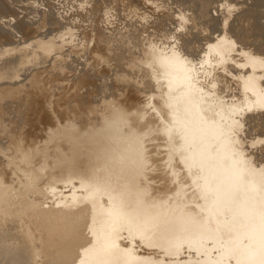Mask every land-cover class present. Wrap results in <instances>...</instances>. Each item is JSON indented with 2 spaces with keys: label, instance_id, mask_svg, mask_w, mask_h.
<instances>
[{
  "label": "rangeland",
  "instance_id": "1",
  "mask_svg": "<svg viewBox=\"0 0 264 264\" xmlns=\"http://www.w3.org/2000/svg\"><path fill=\"white\" fill-rule=\"evenodd\" d=\"M1 1H0V19H2V21L1 20L0 21L2 23L1 22L0 23L2 26L0 25L1 26L0 29L2 30H0L1 31L0 39L2 38V40H0V46L1 45L6 46L8 44L6 47L9 46L11 49L15 48L16 50L18 48V51L20 54L18 58L20 59L22 58L20 57L21 56L20 52H23L22 50H24V53L25 52L27 53L26 55L22 53L23 58L27 56L29 53L30 54L32 53V55L36 54L35 56L38 58L40 62L36 61L37 58L35 56L34 57L36 59L35 58L33 59L32 58L33 56L30 58L29 55H28L29 58L28 57L24 58L23 61H25L26 59V62H28L29 60H31L30 62H32L33 60L35 61L31 64L25 62V64H30L33 66L29 68L30 70L26 69V71L37 70V72L36 71L35 72L39 74L40 72H44L42 70H45L47 68L46 70L49 69L47 73L45 71V73H41L39 75L41 77L43 76L44 78L43 77L42 78L46 81H48L47 79L49 76L51 80L49 78L50 81H48L47 83L43 82L44 80L42 78H41L42 80L39 79L40 76L37 75L36 78L38 79H35V80L36 82L38 81V85H35L37 83H35L33 80L35 84L33 82L32 84L35 86L31 85V87H29V89L32 88V90H29L31 94L29 93L27 88H26L27 91L24 90L26 94L29 93L28 94L29 98L27 97V95L26 96L23 95L25 94L23 91H22L23 94L21 92V97L23 95L22 99L25 97V99L28 98L29 100V102H27L28 101L27 99L26 100L23 99L25 100L28 108L23 104L22 101L20 100L18 101L16 99L8 101L7 105L6 106L4 105L5 106L4 109L6 111H5L4 117L1 118L2 120H0V124L1 123L7 124L11 117H13V123L11 124L12 126L8 124L7 127H5L6 129L0 133V144L2 145L1 147L8 148L10 145L11 146L14 145L13 147H15V144H16L15 142H17L18 140L20 141V143H18L19 145L18 144L16 145V147L18 146L17 147L18 149L12 148L11 146L9 147L13 149L16 154H14V151H12L13 152L12 154L11 150L10 151L8 150L4 153L7 156H4L3 154L4 151L2 150H5V149H0V163L5 164L6 171L7 173L10 174V177H11V178L8 177L9 180L3 181L1 183L2 186H0L1 187L0 194L1 196L4 195V197L2 196L4 199L1 197L3 199L2 201H5L6 200L5 197L6 198L8 197V200H6L7 204H5V202L0 203L2 204V206H0V220H1L0 222L3 223V224L0 223V236H1L0 248L4 247L5 243L7 245L12 243L11 245H9L10 247L8 246L9 248H7V245H6L5 246L6 248L4 247L5 250L4 248L0 249L2 251V252L0 251V264H49V263L51 264L53 260H55L53 261V264L55 262L59 264L60 258L62 259V264H64L65 261H66V264L69 261H70L69 262L70 264H74L76 258H77L76 259L77 261L75 264L77 263L83 264L85 257H86L85 260L90 259L89 261H94L93 259L97 257L95 260L97 262V260L100 259L99 253L100 255H102L100 251L101 246L103 247L101 248V250L103 249L102 250L103 252L104 248L107 247L104 245L110 244V243L105 244L106 242L104 241H103V244H101V242H98L97 245L100 244L101 246L99 245L100 248L98 246L95 248L96 246L95 243L97 241H100L101 239L100 235L101 234L103 235V232L101 231L103 228L102 229L100 228L99 230V228L97 229V226L96 228L93 226V229L89 228V235L88 233H84L85 230H87V228H84V225L85 227H87L86 224L84 225L80 224L81 229L79 227L78 230H75V228L74 229L72 228L73 227V225L71 224L72 221L70 222L69 220L68 222L66 218L65 219L67 220V222L66 220L59 219L60 217L63 218L62 216H65V213L61 215L59 214V212L61 211L54 210L53 208L55 206L56 207L58 206V208H62L65 201L71 202L72 199L73 200L76 199V201L80 200V198L86 199V200L95 199L94 197L95 188H93L94 186L93 187L89 186L91 181H90V178H88L87 176H84L85 174H87L86 172H88V174L91 173V175H93L99 170H103V174L106 176L107 174L115 173L119 169L121 164L126 165L130 163V160H131L130 153L118 155V159L115 157L111 160L112 162L110 164L104 165L99 159H95L92 163L86 162V160L88 159L87 157L90 154L87 153L88 151L86 152L84 151V153L88 154V156H86V154L84 153H83L84 155L83 154L82 155L86 157L87 159H85L84 157L83 159H81L82 158L81 157L80 158L81 160H78L73 164V167H72L73 170L68 174L69 176L64 178L63 180H60L58 177V173L60 172L61 174L62 171H58L59 167H53V168H57L58 170L56 169L55 170L58 172H56L53 168H51L52 158H49L47 154H48V151L52 153V150H55L57 145H59L57 147V149L60 147L58 149L60 150V152L58 151L59 157L56 156V159L61 157L63 158V160L64 159L67 161L70 160L69 152L67 153V155L65 154L67 152L66 150H70V147H67L68 145L66 146V144L63 143V141L68 138V135L66 134V132L70 131L71 129L66 128L63 132H61L59 136L54 137V138H48L46 140V138L48 137L47 135L50 133L51 128H54L56 126L59 127V125H62L64 123V119L57 116L59 111L56 109H59V108L55 107L54 105V106H51L50 111L48 112L49 113L48 115H51V116L52 114L54 115V118H52L54 119V122H52L53 120L49 122L51 125V126L49 125V127L51 128H49L48 130L42 129L41 123L43 121V118L41 120V116L45 112V109H47L46 107H48L49 104L51 105L53 101H55V104H59L58 105L59 107L62 105L65 112L69 113L70 110L66 108L68 107L69 104H71L72 108L75 109L74 112L73 110L71 111V113L72 112L74 113L73 117H75V119L72 117L71 118L73 119L74 124H76L77 127H79V128L76 127L78 130L77 132L78 136L83 135L85 133V130H87V128L89 127L91 128V130L99 131L101 128L102 122L105 118L109 119L110 115L113 114L115 111H120V112L121 110L124 111L122 113L126 116L127 120L125 123L121 122L122 126L120 127L118 131V135L129 134V133H132L133 135L128 140L123 141L120 144L121 145L120 148L125 149L132 145V150L133 149L136 150L137 148L141 149V152H142L141 155L144 159V162L141 164V168L145 170L146 174L148 173L145 181L149 179L150 181L154 182V185L156 183L155 185L156 188L160 186V183L158 182L159 179L161 181V179L163 178L164 179L169 178V176L172 175L173 172L176 170L175 174L177 176L175 175V177H177L178 179V177L182 176V180L184 182L182 184H186L183 186L184 187L183 191L186 192V193L184 192V194L188 195L189 193L190 195L192 193L193 194L197 193L196 195L198 196L197 198L198 200L196 199L197 201L195 202L198 203V205H200L199 209H200V213L202 214L200 213L199 214L203 216L202 218L199 215L198 216L199 219L200 220L203 219L204 221L206 220V222L210 221V223H212V224L209 223L210 225H212L211 226L212 231L210 233L216 235V239L214 238V239L200 240V238L197 237L198 233L196 232V229L198 227H195V228L192 227L193 232H191V234L195 238L191 239L188 242H184L183 244L182 243L176 244V242H174L172 244L173 247L172 246L170 247L171 242H169L170 243L169 245L167 241L169 240L171 235H167V234L162 238L161 236H159L160 238L153 237L154 242L158 243V245L152 242L151 237L145 236V238L147 237V239L150 238L151 240L150 239L148 240H150L152 243L147 242L148 241L147 240L146 241L147 244H144L145 242H143V239L140 237L142 240L141 239L139 240L138 238L139 236L136 233H133L134 229L132 231V228L130 226H128L129 228L127 227L126 224H128V219H127L126 214L124 215V210H121L122 212L117 211L118 206H119L118 205L119 201L113 200L114 202L113 205L114 207H117V208L114 209V207L111 205V207H113L112 208L113 211H110L111 207L109 205L108 198L103 197L102 200L104 201L102 202L103 203L105 202L104 204L107 205V208L105 210L106 219H108L107 216H109V219H111L110 218L111 216L112 217L114 216L112 220L110 221V223L112 222L111 224L115 223V225H117V223L119 222L118 224L119 228H123V229H119L118 226H115V225L111 226V229L114 230V234H113L114 236L113 235L112 236L118 237L117 234H119V238L121 237L120 238L121 246L119 245L120 243H118L119 240L117 242L115 241L116 242L115 246L116 244L117 246L119 245L118 246V249H119V247H124L123 243L125 242L124 243L125 247L121 249L122 250L126 249L127 252L129 250H132V251L134 250L133 251L134 253L132 251H129L130 254L129 252L127 254L125 250L122 251L121 249H119L121 250L122 253L125 251L127 256L124 254L125 252L123 253V255H120L122 253L118 249L114 250V244H113L114 241H113L111 243L113 245L112 253H110L111 249H109L110 247L112 248L110 244L108 245L110 247L108 249L106 248L107 250L110 251L109 252L106 250L108 252V253L106 252L108 254V255L106 254L107 258L104 255L105 254L104 253L105 251H104L103 252L104 258L101 256V259H102V260L100 259L101 261H106L111 256H112L111 258H113L112 260H115L114 257L118 258V255L120 256V259L122 258L121 256H126L125 259H128L129 258L128 255H130L133 260L134 259L137 260L136 258L138 257L139 258L138 260L140 261V259L142 258L141 259L142 261L139 262L141 264H145V263L152 264L156 260L157 262L155 264H160V263L161 264H173V263L174 264H187L188 262H191V263L193 262L192 264H202V263L203 264H216V262H218L219 259H221V255L223 254V252L224 251L226 252L228 249L229 251L228 255L227 257L224 258L227 264H249L248 259L250 257H251L250 258L251 261L253 260L260 261L261 259L262 264H264V242H263L264 241V145H263V142H264V139H263L264 138V80H263L264 79V53H263L264 52V0H182V1L181 0H167V1L166 0H141V1L140 0H127L128 3L126 2V0L125 1L123 0V2H120L121 5L119 4V1L116 0L117 5L116 4L115 5L117 7L119 6L117 10L120 12L122 11L121 13L117 12L116 6L114 5L115 1L113 2V0H111V2L110 0L109 1L108 0L106 1L86 0L87 5H84L86 4L84 0H71V1L70 0H61V1L60 0H57V1H54V0L44 1L43 0V2L41 0H35V1L34 0H27V1L26 0H22V1L20 0H1ZM168 1H170L171 3ZM53 2L58 5L54 4ZM71 2L72 3L74 2V3L72 4ZM102 3L104 4L107 3V5L109 3L110 5H108V8H107L106 4H105L106 7L104 6V4L101 6L99 5ZM144 4H146L147 6H145ZM22 5H24V7ZM29 5L31 6L30 9L32 8V6H34L37 12L33 10L34 8L31 9L33 13L30 9L28 10ZM177 5L180 10L176 7ZM179 5L180 6L183 5V7H179ZM81 7H85L84 9L86 10L84 11V9ZM87 7L90 9L88 10ZM130 8H133L131 9L132 12H130L131 11ZM135 8L138 9L139 11L135 10ZM11 9H13L14 11L17 10V12L20 14L21 17L17 15L18 13L16 11L15 13L17 14L12 12L13 10ZM27 10L29 12L26 13ZM102 10L104 12H101ZM110 10L113 11V13H111ZM23 11L26 14V16L23 15L24 14L22 13ZM79 11L81 14L79 13ZM107 11L109 14H107ZM11 12L14 13L15 15L12 14ZM60 12L63 14H61ZM64 12L66 13V15H64ZM83 12L84 13L86 12V13L84 14ZM93 12L94 14L92 15ZM187 12L189 13L188 15H187ZM74 13L75 14L77 13L76 15L78 17ZM104 13L105 15H103ZM114 13L116 14L114 15ZM127 13L128 15L127 17H125ZM89 14L91 15L89 16ZM109 15L110 16L112 15V16L110 17ZM92 16H94L95 18ZM13 17L14 19H12ZM112 17L114 18L112 19ZM137 17H138V20L141 18L140 19L141 22L137 20ZM7 18H9L8 19L9 22ZM20 18L22 19L19 20ZM121 18H125V19H121ZM146 18L148 19V21ZM85 19H88V20H85ZM107 19L110 21H108ZM69 20L71 22L73 21L72 24ZM74 20L76 21L74 22ZM105 20L107 21L106 24L104 22ZM5 21H7L8 23ZM29 21H30V24H29ZM112 21L114 23L115 22L117 23L113 24ZM120 21L122 23L124 22V24H122ZM125 21L127 22V24L129 23L131 26L129 24L128 26ZM10 22H12V24L14 23V25L9 26L11 25L9 24ZM138 22H140V25ZM85 23H87V25ZM110 23L112 24L110 25ZM84 24L85 26H83ZM132 24L135 26H133ZM5 25L7 26L4 27ZM16 25L17 27H15ZM116 25H120V26H116ZM122 25H126L128 27L123 26L124 29L122 30L121 28ZM136 25L137 27L139 25V27L137 28ZM142 25H145V26H142ZM132 26L135 27L136 29L135 28L133 29ZM140 26H142L143 28H141ZM106 27H108L109 29L106 30ZM114 27L117 29H115ZM6 28H7V31H5ZM8 28L10 30L11 29L13 30V28L14 29L17 28L18 30L17 29L16 30L18 32L15 30L14 31L15 33L13 32V35H12L11 34L12 32ZM139 31L141 34L139 33ZM114 32L115 34H113ZM2 33L3 35H1ZM31 33L33 34L31 35ZM4 34L5 36L7 35L6 36L7 38L4 36ZM14 35H16L17 37ZM8 37L10 38L8 39ZM45 37L48 38L47 39L48 41L44 39ZM5 38L6 40H10L11 42L8 41V43H5L6 41L4 40ZM32 39L33 40L36 39V40L32 41ZM45 41L47 42V44H45ZM127 41L129 42V44ZM9 42L12 45L9 44ZM41 42H43L45 46L51 43L52 44L49 45L48 47H45L43 46V43L41 44ZM35 43H36V47L38 46L37 49L39 48V50H41L42 48L44 49L46 48L45 50L47 51L49 50L48 53L50 52L49 53L50 56H48V58L46 57L45 59L43 56H46L48 54L47 51H44V49L43 51H39V50L37 51L35 47ZM15 44L18 45L17 48L15 47ZM11 46H14V47L12 48ZM6 47L4 50H6L7 52V50H10V49ZM49 47H52V49H50ZM73 48L77 50H74ZM16 50L13 52L14 56H18L17 55L18 53L15 55ZM94 50H95V53H94ZM34 52H37V53H34ZM39 52L40 53L42 52L43 54L45 52V54L42 55V53L40 54ZM165 52L167 53V55ZM53 54H55V56ZM39 55L40 57H38ZM168 55L169 56L173 55L171 56L173 58L169 57ZM96 56H97V59H95ZM91 57L94 58V62ZM157 57L160 58L161 60L163 59L162 63L160 59H157ZM167 57L169 59L171 58L170 59L171 62ZM18 58L17 60L19 62L17 61V63L20 65H22V63L24 64V62ZM166 58L168 59V61L166 62L167 64L165 63ZM250 58L253 60V61L250 60V62H253L252 63L253 65L257 63L256 65L258 67L256 65H255L256 67L252 65H251L252 67L250 66L251 64L249 62ZM154 59L157 61L160 60L159 61L161 63L160 65L162 66L164 64L163 65L164 68L163 67L161 68L168 70L167 71L168 73H170L171 68H172V71H171L172 74L170 73L169 74L170 76H167L168 75L167 73L165 77L166 79H164L163 76H165L164 72L166 70H162L160 68V71H158L159 65L157 66V64L154 63L155 61ZM254 61L255 62L257 61V62L255 63ZM34 63H36L37 65L36 64L34 65ZM38 63L40 65H38ZM61 63L64 64L63 67L60 66ZM118 64L120 65L123 64V65L119 66ZM165 64L166 65L169 64L168 66L169 68ZM170 64L172 67H170ZM150 66H153L154 68H152L151 70ZM46 74L48 75L47 77H46ZM53 76L56 78L58 77L59 80L58 79L55 80L56 78H52ZM169 77H172L171 78L172 80L169 79ZM256 78L258 80L254 82V84L256 83L254 88L252 87L253 88L252 90L246 89L245 87L246 84L250 83L252 80ZM167 79L169 80L167 82L169 83H171V81L173 82L171 83L172 85L170 84V88L168 87L169 86L168 83L165 81ZM39 80L40 82L42 81L43 83L42 86H44L45 84V88L41 87L42 83H40ZM19 81H22V80L21 79H16V81L15 79L1 80L0 88L3 89L2 85L5 86L8 83L10 86L11 85L15 86V84L17 86L21 84L22 87L24 88L25 86L23 85V83H20ZM53 81H55L56 84L53 83ZM77 81H82L81 85H80V82L77 83ZM89 82L90 84H88ZM103 82L104 84H102ZM2 83H4L5 85ZM111 83L114 86H112ZM50 84L52 85L54 84V85L52 86ZM89 85L91 86L89 87ZM102 85L104 86V88ZM48 86L49 88H47ZM36 87H39V89L37 88L38 89L37 90ZM65 87H68L67 91L64 90L66 89ZM116 87L117 88L119 87V89H117ZM121 87L123 89L125 87V89L122 90ZM129 87H130L129 89L130 91L131 89L132 90L135 89V90H133V92H130L129 90L128 92H125L127 91ZM160 87H165V89L162 88L165 91H162V89L161 90L158 89ZM166 87H168V89ZM46 88L50 90H46ZM86 88H89V89L87 90ZM43 90H44L43 95L49 96L50 99L53 97L52 102L48 104H42L41 101H39L40 99H38V97L39 95H41ZM85 90L88 91L89 93L88 92L86 93ZM33 91L35 92L39 91L41 93L40 94L37 93L38 94L37 95L34 92L38 96L36 98V96H34L35 94H32ZM49 91L52 92V94ZM97 92L100 95L99 94L96 95ZM134 92L138 93V94L136 93L137 97L138 96L140 97V98L138 97V100ZM131 93H134V94L131 95ZM49 94H51L52 97ZM80 94L82 95V101H80L81 98H79L81 97ZM30 95H32L33 97ZM43 95H41V97ZM87 95L89 96L87 97ZM115 95L118 98H116ZM120 96H122V98ZM125 96L126 98L131 97L128 102H127L128 98L126 99ZM119 97H120V100H119ZM164 97L166 100L163 99ZM30 98L31 99L33 98V99L31 100ZM83 98L84 99L87 98V101L84 100ZM114 98L116 99L113 100ZM97 99L99 100L97 101ZM122 99L124 100L122 101ZM131 100L133 102H131ZM135 100H137L136 103L137 102L139 103V101H142L140 102L141 104H139L141 108L140 107L135 108L138 103L136 105L133 104L132 106L129 105V104L135 103ZM90 101L91 103L89 104ZM119 101H121L122 103ZM124 101L128 104V106H130L129 107L130 109L128 111L130 113L126 112L128 110L127 108L128 106L127 104L125 105ZM31 102H34V103H32L31 105ZM80 102H82V104ZM38 103H39V106H38ZM110 103L111 104L113 103V104L111 105ZM33 104H35L36 107ZM109 105L111 108H114L115 110H111L110 108H107V106ZM124 106L127 108L126 111L123 110L125 109ZM131 108L134 110L137 109L136 113L133 110L132 111L134 113L131 112ZM51 110L54 113H52ZM38 113L41 115L39 116ZM77 113L78 115L76 116ZM55 118H56V121H55ZM76 118L78 121L76 120ZM19 125L21 127L23 125L21 130H20ZM38 127H41V128H38ZM30 131H32L33 134L30 133ZM252 131H254V133ZM26 132L31 135H34V137L26 134ZM106 136L103 135L99 141H101V143L104 144L105 146L113 147L117 141H112L113 139L109 138V136L108 137ZM24 137L25 139H27L28 137L32 138L33 139L32 141L36 144V146L40 145V143L43 144V142L45 143V141H47V147L49 149L42 146V148L44 147L45 151H47L45 152L44 149L43 150L41 149L40 147L41 145H40L39 147H40V151H42L41 153L39 152L38 150L39 147L37 146L38 147L37 152L39 153V155L36 152L35 153L36 155H34L31 159L32 161L31 160L24 161L22 160L23 157L19 158V156H21V153H22L20 144L22 143L24 144V142L22 141H27L25 139H22ZM7 141L8 143H6ZM101 143H98L95 147L96 148L99 147ZM19 147H20V150H19ZM86 148L92 150L89 147H86ZM77 149L84 150L85 148L80 147ZM50 152H49V155H50ZM62 152H64L66 156H64ZM60 153L63 156H61ZM14 155L15 157L17 156L16 160H15ZM11 157L13 158L12 160H10ZM23 161L25 162V164ZM32 163H34L35 165ZM88 166H89V171L86 169ZM43 167L46 169H43ZM62 167L60 169L64 170V168ZM38 168H40L39 172H38L39 170ZM29 170L31 172L32 171H36V172L35 174H33L34 172L31 173ZM178 172L180 175H178ZM54 173L57 175V178H58L56 180H60L58 181L59 183L54 179L56 178V176L53 178ZM158 174H159V177L157 176ZM34 175H37L36 177H38L39 175V177L33 178ZM50 175L51 177H49ZM152 175L155 180L152 178ZM51 178H53L57 182V184L54 180L52 181ZM5 183L7 184L10 183V184L6 185ZM6 187L7 189H5ZM6 194L7 196H5ZM20 196H23V197L20 198ZM14 197L18 198L19 203H17L18 201L17 199L15 200ZM96 197L99 198V196H96ZM1 198H0V201H1ZM32 201H34L35 203ZM43 210L44 211L46 210V211L43 212ZM21 211L22 213L19 214ZM95 212H97V209H93V206H92V213L94 214ZM112 212H114L115 214H113ZM16 215H20V217ZM114 218L115 220H113ZM203 220L201 221L204 222ZM6 221L9 222V224ZM63 221L65 222L64 226H63V223H64ZM60 222L61 223L63 222V223L61 224ZM120 222L121 223L126 222L125 229L128 228L127 231H124L125 230L124 226L120 227V225H122ZM32 223H34V225ZM66 223H70L71 225L70 224L69 225L71 229L74 231H72L70 227L67 230L68 227L66 226H68V224ZM110 223H108L107 225L108 226L111 225ZM25 224L26 226H23ZM58 224H61V225H58ZM107 225H105L106 229H109V232L111 233L108 234V236L106 237H109L113 233V230L111 231ZM57 229H60V231ZM96 229L98 230V233ZM115 229L116 230L118 229V230L116 231ZM28 230L33 233L32 234L30 232L31 234H29L28 236L29 238L26 235L29 233ZM62 230L65 232L67 231L66 233L68 235L64 233L66 237H68L67 239L70 238L69 236L73 237L75 236V234L81 231L80 233L77 234L78 236L83 235V233L85 234L84 236H86V234L87 236H89L88 238L84 236L83 238L80 237L81 242L83 240L86 242L87 241L86 239H90L91 237L92 239H94L95 243H93L92 241L90 242V240L92 239L87 241L88 244L87 243L84 244L85 242L83 241L82 244H84L83 246H85V252L86 250L88 252L87 254L83 255L85 252L83 251L84 252L83 253L82 250L81 251L79 250L80 246H81V249H84L82 244L80 245L81 242L80 241L77 242L78 245L74 243L75 245L72 246L73 242H70L72 241L71 240L72 237L68 241L67 239L63 240L62 238H64L65 236L62 235L63 234ZM93 230H94V238L92 237L93 235L91 234L93 233ZM120 230H122L123 232L121 231L120 233H118V231ZM129 230L130 232L132 231V233H129ZM190 231H192V229ZM9 232L11 233L13 232V240L11 238L12 237L11 235H10L11 239L8 237L10 234ZM47 232L49 233V237L51 240L50 244L56 243L57 241L59 242V245L61 246V249H59V251L57 250L59 252V255L60 256L61 254L64 255L66 251H67V254L65 255L69 254L68 257L64 256L65 260L62 258L63 256L57 258L58 253H56L57 251L53 250L55 249L53 248V246L55 247V245H57L58 243L50 245L53 249L47 246L48 241L50 242V240L48 239L49 237L47 238L45 235V233ZM59 232L62 234H58ZM72 232L73 234L75 232L77 233L72 235ZM124 233H125V236L126 235L128 236L129 234L131 236H134V238L129 236L130 238L134 239V243H133V239H131L132 241H129L130 238H127V237L126 239L128 241L124 240L125 239ZM55 234L57 237L55 236ZM120 234L124 236L123 239H122V235ZM134 234L138 237H135ZM252 234L257 236L255 238L256 239L255 242L251 241L250 236ZM58 235L60 237H58ZM61 235H62V238H61ZM2 236H6L5 238L7 237L8 238L5 239ZM23 236L27 238L23 239ZM41 236L46 237L48 241L46 240V238H45L46 240L45 241L44 238ZM19 237L22 238V240L21 239L19 240ZM259 237L261 238V240L259 239ZM2 238H4L3 242L5 240L7 241L2 243V240H1ZM55 238L58 240L56 241ZM114 239L116 240V238H113V240ZM29 240L33 242H29ZM60 241L61 243L72 244L70 245L72 246V248L76 246V248L73 249L74 251L71 249L73 251L71 253H74L76 250V251L82 252L83 256L81 257L80 252H79L80 256H77L78 253L76 254V252L74 253V255L76 254L75 257L73 254H71L72 255L71 256L70 253L68 252L69 251L68 247L70 246L67 244L66 245L67 247H66L63 244V247H62V245L60 244ZM1 243L3 244V246ZM16 243H18L19 246L21 245H24V246L19 247L17 244L18 248H15L14 245ZM27 243L28 245L26 246ZM128 243L129 244L131 243L130 245L131 247L133 246L134 249L133 247L132 249L131 247H129L130 249L128 250L126 248L129 246ZM89 244L90 245L93 244L91 245V248L94 247L95 250L93 248L91 249ZM148 244H150L151 246H149ZM152 244H154L155 247H153ZM161 244L162 245L166 244V248L165 249L162 248ZM30 245L34 246L33 248L34 249L36 248L35 250L36 251L38 250V252L42 248V251L44 250L43 254L46 253L45 254L46 256H48L47 252L48 254L50 253L49 256L52 253L53 257L48 256L49 257L48 258L43 255L45 257L44 258L42 256L41 251L39 252L40 255L36 254V251L33 248H31ZM27 247L33 249L35 253L32 252L33 250L32 251L30 249L26 250L25 248ZM39 247H40V250H39ZM57 247L59 246L57 245ZM86 247L88 249H91L90 251H92L93 253L89 252V250ZM169 247L172 249H170ZM230 247H232V249ZM50 248L52 251L50 250ZM64 248H66V250ZM62 249H64L65 251H63ZM177 249H178V252H180V254L177 252ZM24 250H26L28 253H29L28 250H30V253L28 254ZM45 250L46 251L48 250V251L45 252ZM60 250H62L63 253H61ZM166 250L167 251L171 250L170 252L171 253L174 252V253L172 254L168 253L169 255H166L167 254ZM97 251H99L97 253L98 255L94 253ZM117 251L118 253H116ZM31 252H32V255L35 254L33 258L31 257L32 256ZM113 252L116 253V256H115V253ZM90 253L92 255L94 254L92 258H90L91 257ZM112 254H114V257ZM23 255L26 256L25 258H27L28 256V258L29 259L31 258V259L29 260V259L24 258L25 259L24 260ZM133 255H135L136 258ZM70 256L72 257V259L68 260ZM78 257L79 258L81 257L82 259H78ZM149 257L153 261L150 260L148 263V260L150 259ZM240 257L242 258L241 260H239ZM51 258L53 259L51 260ZM54 258H57L58 262H57V259H54ZM143 258L145 262H143L144 261ZM256 258H259V259L256 260ZM163 259L166 262L164 261L161 262ZM71 260L74 261V263L71 262ZM112 260L110 259L108 261H112ZM135 260H134V264L136 263L139 264L138 260L137 262ZM101 261H98V263H100ZM108 261L106 262L108 263ZM158 261H160V263ZM106 262H104V264Z\"/></svg>",
  "mask_w": 264,
  "mask_h": 264
},
{
  "label": "bare ground",
  "instance_id": "2",
  "mask_svg": "<svg viewBox=\"0 0 264 264\" xmlns=\"http://www.w3.org/2000/svg\"><path fill=\"white\" fill-rule=\"evenodd\" d=\"M1 1V0H0ZM20 1H22V0H20ZM27 1V0H26ZM35 1V0H34ZM42 2H43V0H41ZM45 1V0H44ZM54 1H57V0H54ZM61 1V0H60ZM71 1V0H70ZM85 2H86V0H84ZM95 1V0H94ZM104 1H106V0H104ZM109 1V0H108ZM115 1V2H114ZM117 1H119V4H120V2H123V0L122 1H120V0H117ZM116 0H113V2H114V5L116 4V2H117ZM125 1V0H124ZM141 1V0H140ZM167 1V0H166ZM182 1V0H181ZM180 1V2H181ZM2 2V1H1ZM51 2V1H50ZM81 2V1H80ZM110 2H111V0H110ZM112 2V3H113ZM126 2L128 3V1L126 0ZM160 2V1H159ZM163 2V1H162ZM168 2H170V1H168ZM167 2V3H168ZM179 2V3H180ZM184 2V1H183ZM30 3H31V1H30ZM29 3V4H30ZM41 3V2H40ZM54 3V2H53ZM72 3V2H71ZM70 3V4H71ZM74 3V2H73ZM72 3V4H73ZM164 3V2H163ZM171 3V2H170ZM178 3V2H177ZM185 3V2H184ZM50 4V3H49ZM52 4V3H51ZM54 4H56V3H54ZM61 4V3H60ZM66 4V3H65ZM80 4V3H79ZM92 4V3H91ZM104 3H102V4H99L100 6L101 5H103ZM106 5H107V3H105ZM105 4H104V6H105ZM123 4H125V3H123ZM130 4V3H129ZM158 4V3H157ZM181 4V3H180ZM183 4V3H182ZM31 5V4H30ZM29 5V8H28V10L30 9V6ZM33 5V4H32ZM47 5H48V3H47ZM53 5V4H52ZM51 5V6H52ZM56 5H58V4H56ZM63 5V4H62ZM83 5V4H82ZM84 5H87V2H86V4H84ZM83 5V6H84ZM96 5H98V4H96ZM108 5H110L109 3H108ZM108 5H107V8H108ZM117 5V4H116ZM115 5V6H116ZM121 5V4H120ZM145 6H147L146 4H144ZM159 5V4H158ZM161 5V4H160ZM213 5V4H212ZM21 6V5H20ZM23 7H24V5H22ZM27 6V5H26ZM50 6V5H49ZM70 6H72V5H70ZM81 6V5H80ZM79 6V7H80ZM89 6V5H88ZM111 6H112V4H111ZM163 6V5H162ZM211 6V5H210ZM245 6V5H244ZM28 7V6H27ZM27 7H25V8H27ZM65 7V6H64ZM75 7V6H74ZM78 7V8H79ZM106 7V6H105ZM168 7H169V5H168ZM177 8H178V5L176 6ZM179 7H183V5L182 6H180L179 5ZM212 7V6H211ZM18 8V7H17ZM24 8V9H25ZM32 8H34V6H32ZM31 8V9H32ZM49 8V7H48ZM58 8V7H57ZM77 8V7H76ZM81 8H85V7H81ZM88 8V7H87ZM104 8V7H103ZM102 8V9H103ZM117 8H119V6L117 7L116 6V10H117ZM128 8H129V6H128ZM21 9V8H20ZM30 9V10H31ZM46 9V8H45ZM73 9V8H72ZM90 8H88V10H89ZM96 9V8H95ZM105 9V8H104ZM110 9V8H109ZM114 9V8H113ZM112 9V10H113ZM131 9H133V8H130V10ZM179 9V8H178ZM259 9V8H258ZM11 10H13V9H11ZM26 10V9H25ZM26 11V13L27 12H29V11ZM34 11H36L37 12V10H35V8L33 9ZM43 10V9H42ZM75 10V9H74ZM73 10V11H74ZM86 9H84V11H85ZM91 10H93V9H91ZM135 10H137V11H139L138 9H136L135 8ZM134 10V11H135ZM146 10V9H145ZM162 10V9H161ZM160 10V11H161ZM165 10H166V8H165ZM169 10V9H168ZM171 10V9H170ZM174 10V9H173ZM180 10V9H179ZM178 10V11H179ZM7 11V10H6ZM16 12H17V10H15ZM15 11L13 10L12 12H14L15 13ZM32 11V10H31ZM44 11H46V10H44ZM59 11V10H58ZM65 11V10H64ZM71 11V10H70ZM81 11V10H80ZM80 11H79V13H80ZM111 11V10H110ZM114 11V10H113ZM113 11H111V13H113ZM141 11V10H140ZM172 11V10H171ZM194 11V10H193ZM11 12V13H12ZM78 12V11H77ZM88 12V11H87ZM95 12V11H94ZM94 12L92 13V15L94 14ZM101 12H104L103 10L101 11ZM117 12H120V11H118L117 10ZM116 12V13H117ZM122 12V11H121ZM120 12V13H121ZM125 12V11H124ZM130 12H132V10L130 11ZM163 12H165V11H163ZM14 13H12V14H14ZM18 13V12H17ZM17 13H15V14H17ZM22 13H24V11L22 12ZM32 13H33V11H32ZM59 13V12H58ZM61 13V12H60ZM72 13V12H71ZM78 13V14H79ZM84 13V12H83ZM86 13V12H85ZM84 13V14H85ZM116 13H114V15L116 14ZM142 13H144V12H142ZM142 13H141V15H142ZM11 14V15H12ZM14 14V15H15ZM30 14V13H29ZM43 14V13H42ZM61 14H63V13H61ZM75 14V13H74ZM77 14V13H76ZM75 14V15H76ZM81 14V13H80ZM101 14V13H100ZM99 14V15H100ZM107 14H109L108 13V11H107ZM146 14H148V13H146ZM189 13L187 12V15H188ZM17 15H19L20 16V14L18 13ZM23 15H25L26 16V14L24 13ZM49 15V14H48ZM64 15H66V13L64 12ZM63 15V16H64ZM91 14H89V16H90ZM103 15H105V13L103 14ZM113 15V14H112ZM111 15V16H112ZM127 15H128V13L126 14V16L125 17H127ZM139 15V14H138ZM145 15V14H144ZM183 15V14H182ZM187 15H185V16H187ZM191 15V14H190ZM199 15V14H198ZM240 15H241V13H240ZM13 16V15H12ZM11 16V17H12ZM42 16V15H41ZM45 16V15H44ZM52 16V15H51ZM62 16V17H63ZM77 16V15H76ZM75 16V17H76ZM84 16V15H83ZM110 16V15H109ZM110 16V17H111ZM119 16V15H118ZM124 16V15H123ZM178 16V15H177ZM192 16V15H191ZM200 16V15H199ZM7 17V16H6ZM5 17V18H6ZM11 17H10V19H11ZM21 17V16H20ZM23 17V16H22ZM28 17V16H27ZM43 17V16H42ZM41 17V18H42ZM47 17V16H46ZM60 17V16H59ZM62 17H61V19H62ZM78 17V16H77ZM92 17H94V16H92ZM92 17H90V18H92ZM100 17V16H99ZM104 17V16H103ZM106 17H107V15H106ZM115 17V16H114ZM114 17H112V19L114 18ZM140 17H142V16H140ZM139 17V18H140ZM146 17V16H145ZM149 17V16H148ZM157 17V16H156ZM194 17V16H193ZM196 17V16H195ZM15 18H17V17H15ZM83 18V17H82ZM95 18V17H94ZM105 18V17H104ZM9 18H7V20H8ZM12 19H14V17L12 18ZM22 18H20L19 20H21ZM79 19V18H78ZM106 19V18H105ZM121 19H125V18H121ZM141 19V18H140ZM140 19L138 20V17H137V20L138 21H140ZM147 19V18H146ZM163 19V18H162ZM198 19V18H197ZM209 19H210V17H209ZM1 21H2V19H0ZM18 20V21H19ZM42 20V19H41ZM73 20V19H72ZM85 20H88V19H85ZM84 20V21H85ZM95 20H97V19H95ZM101 20V19H100ZM108 20V19H107ZM116 20V19H115ZM118 20V19H117ZM127 20V19H126ZM136 20V21H137ZM144 20V19H143ZM196 20V19H195ZM0 21V22H1ZM4 21V20H3ZM68 21V20H67ZM70 21V20H69ZM76 20H74V22H75ZM78 21V20H77ZM94 21V20H93ZM108 21H110V20H108ZM124 21V20H123ZM147 21H148V19H147ZM156 21V20H155ZM158 21V20H157ZM210 21V20H209ZM5 22H7V21H5ZM8 22H9V20H8ZM7 22V23H8ZM23 22H24V20H23ZM66 22V21H65ZM71 22V21H70ZM73 22V21H72ZM72 22H71V24H72ZM92 22V21H91ZM100 22V21H99ZM105 22V24H106V20L104 21ZM113 22V21H112ZM121 22V21H120ZM126 22V21H125ZM141 22V21H140ZM140 22H138L139 23V25H140ZM142 22H144V21H142ZM150 22V21H149ZM202 22V21H201ZM2 23V22H1ZM1 23H0V25H1ZM18 23V22H17ZM76 23H78V22H76ZM83 23V22H82ZM89 23V22H88ZM94 23V22H93ZM96 23V22H95ZM109 23V22H108ZM115 23H117V22H115ZM114 22H113V24H115ZM122 23V22H121ZM134 23H135V21H134ZM133 23V24H134ZM155 23V22H154ZM161 23V22H160ZM189 23V22H188ZM9 24H11V25H9ZM8 25L9 26H12V25H14V23L12 24V22H10ZM29 24H30V21H29ZM43 24V23H42ZM45 24V23H44ZM66 24V23H65ZM70 24V23H69ZM86 25H87V23H85ZM85 24L83 25V26H85ZM99 24V23H98ZM112 23H110V25H111ZM122 24H124V22L122 23ZM126 24H127V22H126ZM129 24V23H128ZM127 24V25H128ZM132 24V25H133ZM136 24H137V22H136ZM142 24V23H141ZM151 24V23H150ZM150 24H148V25H150ZM4 25V24H3ZM18 25V24H17ZM17 25L15 26V27H17ZM32 25V24H31ZM68 25V24H67ZM73 25H74V23H73ZM101 25V24H100ZM99 25V26H100ZM130 25V24H129ZM128 25V26H129ZM139 25H138V27H139ZM146 25V24H145ZM145 25H142V26H145ZM208 25V24H207ZM211 25V24H210ZM262 25V24H261ZM2 26V25H1ZM0 26V27H1ZM7 25H5L4 27H6ZM19 26V25H18ZM75 26H77V25H75ZM74 26V27H75ZM109 26V25H108ZM116 26H120V25H116ZM123 26H125V27H128V26H126V25H122L121 26V28H122V30L124 29L123 28ZM131 26V25H130ZM133 26H135V25H133ZM132 26V27H133ZM142 26H140L141 28H143ZM147 26V25H146ZM40 27V26H39ZM103 27H104V25H103ZM110 27V26H109ZM112 27V26H111ZM136 27H137V25H136ZM137 27V28H138ZM148 27V26H147ZM227 27V26H226ZM12 28V27H11ZM19 28V27H18ZM22 28V27H21ZM28 28V27H27ZM32 28V27H31ZM42 28V27H41ZM56 28V27H55ZM76 28V27H75ZM89 28H91V27H89ZM115 28V27H114ZM113 28V29H114ZM135 27H133V29H134ZM165 28V27H164ZM4 29V28H3ZM9 29V28H8ZM17 28H13V30L11 29H9L12 33V35H13V32L16 30ZM23 29V28H22ZM77 29V28H76ZM97 29V28H96ZM104 29V28H103ZM107 29H109L108 27H106V30ZM113 29H112V31H113ZM115 29H117V28H115ZM127 29V28H126ZM136 29V28H135ZM167 29V28H166ZM253 29V28H252ZM0 30H2V29H0ZM8 30V31H9ZM18 30V29H17ZM16 30V31H17ZM24 30V29H23ZM144 30V29H143ZM204 30V29H203ZM206 30V29H205ZM5 31H7V28L5 29ZM22 31V30H21ZM32 31V30H31ZM38 31V30H37ZM109 31V30H108ZM141 31V30H140ZM140 31H139V33H140ZM1 32V31H0ZM18 32V31H17ZM84 32V31H83ZM107 32V31H106ZM133 32V31H132ZM136 32V31H135ZM143 32V31H142ZM15 33V32H14ZM21 33V32H20ZM26 33H28V32H26ZM86 33V32H85ZM89 33V32H88ZM87 33V34H88ZM112 33V32H111ZM124 33V32H123ZM126 33V32H125ZM144 33V32H143ZM226 33V32H225ZM6 34H7V32H6ZM22 34V33H21ZM24 34V33H23ZM33 33H31V35H32ZM113 34H115V32L113 33ZM141 34V33H140ZM1 35H3V33L1 34ZM9 35V34H8ZM18 35V34H17ZM28 35V34H27ZM38 35V34H37ZM133 35V34H132ZM155 35V34H154ZM4 36H5V34H4ZM7 36V35H6ZM5 36V37H6ZM14 36H16V35H14ZM24 36V35H23ZM47 36V35H46ZM110 36V35H109ZM114 36V35H113ZM135 36V35H134ZM140 36V35H139ZM147 36V35H146ZM207 36V35H206ZM210 36V35H209ZM17 37V36H16ZM21 37H22V35H21ZM31 37V36H30ZM33 37V36H32ZM149 37V36H148ZM229 37V36H228ZM7 38V37H6ZM6 38L4 39V40H6ZM10 37H8V39H9ZM25 38H26V36H25ZM24 38V39H25ZM52 38V37H51ZM96 38V37H95ZM94 38V39H95ZM145 38V37H144ZM20 39V38H19ZM46 41H48L47 39V37H45L44 38ZM0 40H2V38L0 39ZM4 40H3V42H4ZM36 40V39H35ZM35 40H33L32 39V41H35ZM49 40H50V38H49ZM135 40H137V39H135ZM8 41H10V40H6L5 41V43H8ZM13 41H15V40H13ZM24 41V40H23ZM29 41V40H28ZM27 41V42H28ZM31 41V42H32ZM45 41V44H47V42ZM119 41V40H118ZM144 41V40H143ZM151 41V40H150ZM3 42H1V43H3ZM11 42V41H10ZM9 42V44H11ZM30 42V41H29ZM43 42H44V40H43ZM43 42H41V44L43 43ZM59 42V41H58ZM76 42V41H75ZM96 42V41H95ZM128 42V41H127ZM134 42H136V41H134ZM50 43V42H49ZM54 43V42H53ZM60 43V42H59ZM58 43V44H59ZM97 43V42H96ZM151 43V42H150ZM18 44V43H17ZM17 44H15V47L17 48L18 47V45ZM20 44V43H19ZM30 44V43H29ZM38 44H40V43H38ZM52 44V43H51ZM51 44H49V45H51ZM57 44V43H56ZM64 44V43H63ZM71 44V43H70ZM126 44V43H125ZM128 44H129V42H128ZM8 45V44H7ZM6 45V46H7ZM12 45V44H11ZM17 45V46H16ZM26 45V44H25ZM28 45V44H27ZM49 45H44V43H43V46H45V47H48ZM72 45V44H71ZM74 45V44H73ZM100 45V44H99ZM119 45V44H118ZM6 46H4V45H1L0 46V81L1 80H5V79H8V80H13V79H15V81H16V79H21L22 81H19L20 83H23V85L25 86L24 88L22 87V85L20 84V85H17L16 86V84H15V86H13V85H9V83L7 84V85H5L4 83H2V84H4L5 86H3L2 85V88L3 89H1L0 88V120H2L1 118L2 117H4V115H5V106L7 105V102L8 101H11V100H14V99H16V100H20V101H22L23 102V104L27 107V105H26V102H25V100L27 99L28 100V94L30 93V91L29 90H32V88H30L29 89V87H31V85L32 86H35V85H38V81L36 82V80L35 79H38V78H36L37 77V75H39V74H41V73H45V71H46V73L48 72V70H42V71H44V72H38L39 74H37L36 72H37V70H31V71H26V69L27 70H30L29 68H31V67H33L32 65H30L31 63H33V62H35L34 60L32 61V62H30L31 60H27L28 62H26V59H25V61H23L24 60V58L25 57H28V55L30 56V58L32 57L33 59L36 57L35 55L36 54H34V53H37V52H34L33 54L34 55H32V53L30 54H28L27 56H25L27 53L25 52L24 53V50H22L23 52H20L21 53V56L20 57H22L21 59L20 58H18L19 57V51H18V48H17V50L15 49V48H13L14 46H11L13 49H11L9 46L8 47H6ZM102 46V45H101ZM104 46V45H103ZM137 46V45H136ZM158 46V45H157ZM5 47L6 48H8V49H10V50H7V52H6V50H4L5 49ZM27 47V46H26ZM29 47V46H28ZM35 47H36V43H35ZM38 47V46H37ZM37 47H36V49H37ZM40 47V46H39ZM67 47H69V46H67ZM72 47V46H71ZM74 47V46H73ZM130 47V46H129ZM143 47V46H142ZM34 48V47H33ZM50 49H52V47H49ZM48 48V49H49ZM76 48V47H75ZM95 48V47H94ZM99 48V47H98ZM132 48V47H131ZM153 48V47H152ZM21 49V48H20ZM19 49V50H20ZM43 49L44 48H42L41 50H39V48L37 49V51L39 50V51H43ZM46 49V48H45ZM44 49V51H47V50H45ZM74 49V48H73ZM96 49H97V47H96ZM129 49V48H128ZM12 50V51H11ZM16 50V53H15V55L17 54L18 56H14V54H13V52ZM33 50V49H32ZM55 50V49H54ZM59 50V49H58ZM74 50H77V49H74ZM93 50V49H92ZM149 50H151V49H149ZM163 50V49H162ZM161 50V51H162ZM222 50V49H221ZM261 50V49H260ZM11 51V52H10ZM29 51V50H28ZM49 51V50H48ZM48 51H47V53H48ZM51 51V50H50ZM91 51V50H90ZM104 51V50H103ZM102 51V52H103ZM252 51V50H251ZM53 52V51H52ZM52 52H51V54H52ZM64 52V51H63ZM63 52H62V54H63ZM77 52V51H76ZM75 52V53H76ZM80 52V51H79ZM98 52H100V51H98ZM172 52V51H171ZM261 52V51H260ZM263 52V51H262ZM22 53H24L23 55L25 56L24 58H23V56H22ZM40 53V52H39ZM42 53V52H41ZM40 53V54H41ZM50 53V52H49ZM47 54L46 56H43L45 59H46V57L48 58V56H50V54ZM54 53V52H53ZM55 53H56V51H55ZM74 53V52H73ZM81 53V52H80ZM90 53V52H89ZM92 53V52H91ZM94 53H95V50H94ZM160 53H162V52H160ZM166 53V52H165ZM264 53V52H263ZM44 54H45V52H44ZM43 53H42V55H44ZM77 54V53H76ZM84 54V53H83ZM104 54H106V53H104ZM103 54V55H104ZM116 54V53H115ZM147 54V53H146ZM150 54V53H149ZM173 54V53H172ZM54 56H55V54H53ZM101 55V54H100ZM102 55V56H103ZM153 55V54H152ZM166 55H167V53H166ZM253 55V54H252ZM35 56V57H34ZM57 56V55H56ZM90 56H91V54H90ZM107 56V55H106ZM154 56H155V54H154ZM159 56V55H158ZM165 56V55H164ZM169 56V55H168ZM171 56H173V55H170L169 57H171ZM254 56V55H253ZM262 56V55H261ZM18 59H20L21 61H23L24 62V64L22 63V65H20V64H18L17 63V58ZM38 57H40V55L38 56ZM160 57V56H159ZM246 57V56H245ZM29 58V57H28ZM37 58V57H36ZM35 58V59H36ZM92 58V57H91ZM162 58V57H161ZM168 58V57H167ZM166 58V59H167ZM171 58H173V57H171ZM170 58V59H171ZM44 59V60H45ZM52 59V58H51ZM93 59V62H94V58H92ZM95 59H97V56L95 57ZM157 59H160V58H158L157 57ZM165 59V63L168 61V59L166 60ZM169 59V60H170ZM41 60H43V59H41ZM49 60V59H48ZM155 60V59H154ZM161 60V59H160ZM159 60V61H160ZM163 60V59H162ZM162 60H161V63H162ZM208 60V59H207ZM250 60H252L251 58L249 59V62H250ZM36 61H39L38 60V58H37V60ZM55 61V60H54ZM65 61V60H64ZM68 61V60H67ZM66 61V62H67ZM126 61H128V60H126ZM135 61V60H134ZM157 60H155L154 61V63H156L157 64V66H158V68H159V70L158 71H160V68L161 67H163L164 68V64L161 66L160 64V62L159 61H157ZM253 61V60H252ZM19 62V61H18ZM25 62L26 63H30V64H25ZM40 62V61H39ZM42 62V61H41ZM87 62V61H86ZM130 62V61H129ZM140 62V61H139ZM164 62V61H163ZM170 62H171V60H170ZM255 62V61H254ZM257 62V61H256ZM255 62V63H256ZM259 62V61H258ZM43 63V62H42ZM92 63V62H91ZM126 63V62H125ZM135 63V62H134ZM207 63V62H206ZM242 63V62H241ZM251 64H250V66L252 65V66H255V65H253L252 63L253 62H250ZM36 63H34V65H35ZM90 64V63H89ZM129 64V63H128ZM167 64V63H166ZM165 64V65H166ZM261 64V63H260ZM37 65V64H36ZM38 65H40L39 63H38ZM63 63H61L60 64V66L61 67H63ZM91 65V64H90ZM119 66H122V65H120V64H118ZM126 65V64H125ZM124 65V66H125ZM139 65V64H138ZM150 65H152V64H150ZM47 66V65H46ZM55 66V65H54ZM123 66V67H124ZM130 66V65H129ZM136 66V65H135ZM134 66V67H135ZM154 66V65H153ZM153 66H150V68H151V70H152V68H154ZM167 67L169 66V64L168 65H166ZM250 66H249V68H250ZM251 66V67H252ZM257 66V65H256ZM255 66V67H256ZM145 67V66H144ZM166 67V68H167ZM170 67H172L171 66V64H170ZM258 67V66H257ZM53 68V67H52ZM141 68V67H140ZM149 68V67H148ZM147 68V69H148ZM163 68H161L162 70H166V69H163ZM169 68V67H168ZM113 69V68H112ZM126 69V68H125ZM133 69V68H132ZM136 69V68H135ZM14 70H15V72H14ZM17 70V71H16ZM39 70V69H38ZM73 70V69H72ZM110 70V69H109ZM127 70V69H126ZM140 70V69H139ZM149 70V69H148ZM36 71V72H35ZM75 71V70H74ZM124 71V70H123ZM130 71H132V70H130ZM136 71V70H135ZM150 71V70H149ZM157 71V72H158ZM168 70H166L164 73V75L165 76H163V78L164 79H166L165 77H166V75H167V72ZM171 71H172V68H171ZM170 71V73L172 74V72ZM13 74H12V73ZM16 72H18V73H16ZM139 72V71H138ZM141 72V71H140ZM143 72V71H142ZM163 72H162V74H163ZM83 73V72H82ZM85 73V72H84ZM102 73V72H101ZM101 73H99V74H101ZM109 73V72H108ZM137 73V72H136ZM159 73V72H158ZM161 73V72H160ZM170 73H168V75L167 76H170L169 74ZM94 74V73H93ZM98 74V75H99ZM106 74V73H105ZM134 74V73H133ZM85 75V74H84ZM131 75V74H130ZM40 76V75H39ZM38 76V77H39ZM48 75L46 74V77H47ZM55 76V75H54ZM52 77V78H56V77ZM60 76V75H59ZM86 76V75H85ZM104 76V75H103ZM110 76V75H109ZM172 76V75H171ZM43 77V76H42ZM41 76L39 77V79H41L42 78ZM84 77V76H83ZM132 77H133V75H132ZM136 77V76H135ZM138 77V76H137ZM149 77V76H148ZM44 78V77H43ZM42 78V79H43ZM49 76H48V81H50L51 80V78H50V80H49ZM82 78V77H81ZM98 78V77H97ZM172 77H169V79H171ZM41 79V80H42ZM58 79V77L55 79V80H57ZM90 79V78H89ZM140 79V78H139ZM33 80H34V82L35 83H37V84H35L34 82H33ZM44 80V79H43ZM59 80V79H58ZM95 80V79H94ZM109 80V79H108ZM112 80V79H111ZM121 80V79H120ZM142 80V79H141ZM149 80V79H148ZM172 80V79H171ZM170 80V81H171ZM256 80H258L257 78L256 79H254V80H252L250 83H248V84H246V89H249V90H252L253 88H254V86L256 85V83L254 84V82L256 81ZM264 80V79H263ZM262 80V81H263ZM18 81V80H17ZM48 81H46V80H44L43 82H48ZM68 81V80H67ZM71 81V80H70ZM86 81H88V80H86ZM101 81H103V80H101ZM117 81V80H116ZM136 81H137V79H136ZM166 82L167 81H169L168 79L167 80H165ZM8 82V81H7ZM32 82L35 84V85H33L32 84ZM39 82H40V80H39ZM69 82V81H68ZM72 82V81H71ZM75 82H76V80H75ZM78 82H80V85H81V82L82 81H77V83ZM92 82V81H91ZM95 82V81H94ZM138 82H139V80H138ZM142 82V81H141ZM253 82V83H252ZM17 83V82H16ZM40 83H42V81L40 82ZM52 83V82H51ZM53 83H55L56 84V82L55 81H53ZM70 83V82H69ZM77 83H75V84H77ZM86 83V82H85ZM98 83V82H97ZM120 83V82H119ZM168 83V87L170 88V84L171 83H173L172 81H171V83H169V82H167ZM167 83H166V85H167ZM88 84H90V82L88 83ZM95 84V83H94ZM100 84V83H99ZM102 84H104V82L102 83ZM112 84V83H111ZM118 84V83H117ZM40 85V84H39ZM43 85V83L41 84V87H44L45 88V84H44V86H42ZM50 85H52V84H50ZM54 85V84H53ZM52 85V86H53ZM67 85H68V83H67ZM66 85V86H67ZM86 85V84H85ZM98 85V84H97ZM109 85H110V83H109ZM172 85V84H171ZM72 86V85H71ZM91 85H89V87H90ZM95 86V85H94ZM100 86V85H99ZM103 86V85H102ZM102 86H101V88H102ZM107 86V85H106ZM112 86H114L113 84H112ZM165 86V85H164ZM40 87V86H39ZM39 87H36V89L38 88L39 89ZM69 87V86H68ZM68 87H65L66 89H64V90H66L67 91V88ZM81 87V86H80ZM83 87V86H82ZM128 87V86H127ZM168 87H166L167 89H168ZM172 87V86H171ZM253 87V88H252ZM26 88H27V90L29 91V93L28 94H26L25 92H24V90H26ZM47 88H49V86L47 87ZM46 88V90H50V89H47ZM51 88V87H50ZM70 88V87H69ZM103 88H104V86H103ZM113 88V87H112ZM115 88V87H114ZM117 88V87H116ZM122 88V87H121ZM162 88H164L165 89V87H160V88H158V89H162ZM33 89H34V87H33ZM35 89V90H36ZM37 89V90H38ZM42 89V88H41ZM81 89V88H80ZM87 90L89 89V88H86ZM98 89V88H97ZM117 89H119V87L117 88ZM124 89H125V87H124ZM123 88H122V90H124ZM130 89V87L127 89V91H125V92H128V90ZM26 90V91H27ZM45 90V91H46ZM71 90V89H70ZM133 90H135V89H133ZM133 90L131 89V91L130 92H133ZM25 93V94H23V92ZM86 91V90H85ZM99 91V90H98ZM111 91V90H110ZM114 91V90H113ZM137 91V90H136ZM162 91H165V90H163L162 89ZM21 92H22V94L23 95H27V97L28 98H26L25 99V97L23 98V99H25V100H23L22 99V97H23V95H22V97H21ZM35 91H33V93L32 94H37V93H41V92H35ZM44 90L42 91V93H41V95H43L44 93ZM50 92V91H49ZM49 92H47V93H49ZM88 91H86V93H87ZM90 92H91V90H90ZM96 92V91H95ZM115 92V91H114ZM114 92H113V94H114ZM118 92V91H117ZM161 92V91H160ZM51 94H52V92H50ZM79 93V92H78ZM85 93V92H84ZM89 93V92H88ZM116 93V92H115ZM135 93V95H136V93L137 92H134ZM134 93H131V95L132 94H134ZM31 94V93H30ZM34 95V96H36V98L38 97L37 95ZM51 94H49L51 97H52V95ZM82 94H83V92H82ZM91 94V93H90ZM89 94V95H90ZM97 94H99L98 92L96 93V95ZM126 94V93H125ZM124 94V95H125ZM138 94V93H137ZM41 95H39V97H38V99H40L39 101H41V103L42 104H48V103H50V102H52V98L50 99V97L49 96H46V95H43L42 97H41ZM81 95V94H80ZM79 95V96H80ZM89 95H87V97L89 96ZM100 95V94H99ZM101 95H103V94H101ZM134 95V96H135ZM166 95V94H165ZM30 96H32V95H30ZM78 96V97H79ZM84 96V95H83ZM91 96V95H90ZM109 96V95H108ZM119 96V95H118ZM123 96V95H122ZM122 96H120L121 98H122ZM127 96V95H126ZM126 96H125V98H126ZM128 96H130V95H128ZM33 97V96H32ZM41 97V98H40ZM86 97V96H85ZM94 97V96H93ZM100 97V96H99ZM115 97L116 98H118L116 95H115ZM120 97H119V100H120ZM136 97H137V95H136ZM136 97H135V99H136ZM139 97V96H138ZM138 97H137V100H138ZM79 98H81V100L80 101H82V95H81V97H79ZM116 98H114L113 100H115ZM128 98V100H127V102L129 101V99L131 98V97H127ZM126 98V99H127ZM140 98V97H139ZM31 99V98H30ZM33 99V98H32ZM31 99V100H32ZM37 99V100H38ZM71 99V98H70ZM75 99V98H74ZM84 99V98H83ZM88 99H90V98H88ZM134 99V98H133ZM132 99V100H133ZM164 100H166L165 99V97L163 98ZM15 100V101H16ZM77 100V99H76ZM84 100H86L87 101V98L86 99H84ZM99 99H97V101H98ZM101 100V99H100ZM124 99H122V101H123ZM131 100V102H133ZM137 100H135V103H132V104H129L130 106H132L133 104H137L136 103V101ZM141 100H142V98H141ZM33 101H35V100H33ZM126 101V100H125ZM124 101V102H125ZM27 102H29V100L27 101ZM37 102V101H36ZM108 102V101H107ZM119 102H121V101H119ZM124 102H123V104H124ZM140 102H142V101H139V103L136 105V107L135 108H137V107H140V105L139 104H141ZM14 103V102H13ZM20 103V102H19ZM32 103H34V102H31V105H32ZM78 103V102H77ZM81 104H82V102H80ZM79 103V104H80ZM91 103V101L89 102V104ZM100 103V102H99ZM122 103V102H121ZM120 103V104H121ZM28 104V103H27ZM42 104H40V105H42ZM74 104V103H73ZM108 104V103H107ZM111 104V103H110ZM113 104V103H112ZM111 104V105H112ZM127 103L125 102V105H126ZM5 105V106H4ZM30 105V106H31ZM34 106H35V104H33ZM55 105V107H58L59 109H56V110H58L59 111V113H58V111H57V113L59 114H57V116H59L60 118H62V119H64V123L62 124V125H59V127H57V129H56V127H54V128H51V127H49V125H50V121H52V122H54V119H52V118H54V115L52 114V113H54V112H52V110H51V112L52 113H50V114H52V116L51 115H48L49 113V111H50V108H51V106H54ZM59 104H55V101H53L52 102V104L50 105L49 104V108L48 107H46L47 109H45V112L42 114V116H41V120H42V118H43V121H42V123H41V127H42V129H45V130H48L49 128H51L50 129V133L47 135L48 137L46 138V140L48 139V138H54V137H57V136H59L60 134H61V132H63L66 128H70L71 130L70 131H67L66 132V134L68 135V138L66 139V140H64V141H66V142H64L63 141V143L64 144H66V146L67 147H70V150H66L67 152L65 153L66 155H67V153L69 152V158H70V160L69 161H67V160H63V158H57L56 159V156H58L59 157V152H60V150H58L57 149V147L59 146V145H57V147L55 148V150H52V153L50 152V151H48V154H47V156L49 157V158H52L51 160V162H52V165H51V168H53V167H59V170L57 169V168H53L54 170L56 169V170H58V171H62L61 172V174H60V172L58 173V177H59V179L60 180H63L64 178H66V177H68L69 175V173L73 170L72 169V167H73V164L76 162V161H78V160H81V159H83V155L84 154H86V153H84V151L86 152V151H88L87 153H89L90 155L88 156V154H86V156H88L87 158L86 157H84L85 159H87L86 160V162H89V163H92L95 159H99L104 165H107V164H110L112 161V159L113 158H117L118 159V155H121V154H128V153H130V156H131V160H130V163H128V164H121L120 165V167H119V169L115 172V173H111V174H107V176L106 175H104L103 174V170H99L98 172H96L95 174H93V175H91V173L90 174H88V172H86L87 174H85L84 176H87L88 178H90V185L89 186H91V187H93V188H95L94 189V197H95V199H90V200H86V199H81L80 198V200H77L76 201V199H72V201L71 202H68V201H65L64 202V204H63V207L62 208H58V206L56 207H54L53 209L54 210H59V211H61V212H59V214H61V215H63L64 213H65V216H62L63 218H59V219H62V220H68V222H69V220H70V222H71V224L73 225V229L75 228V230H78V228L80 227V224L81 225H84V224H86V226L87 227H85V225H84V228H87V230H85V232L84 233H88V235H89V228H92L93 229V226L96 228V226H97V229L99 228V230H100V228L102 229L101 231L103 232V235L101 234H99L101 237V239H100V241H97V240H99V239H97L96 241V243H95V241H94V239H92L91 237H90V239H92V240H90V239H86L87 241H89L90 240V242L92 241L93 243H95L96 244V246H95V248L98 246L99 247V245L100 244H98L97 245V243L98 242H101V244H103V241L104 242H106L105 244H107V243H112L113 241H114V250H117L118 249V246L120 245L121 246V243H120V238H119V234H117V236L118 237H113L114 235V230L113 229H111V226L113 225H115V223L114 224H111L110 223V221L112 220V218L114 217H110L111 219H109V216H107L108 217V219H106V217H105V210H106V208H107V205H105L102 201H104V200H102V198L103 197H107L108 198V202H109V205H110V207H111V205L114 207V205H113V200L115 201V200H117V201H119V203H118V209H117V211H120V212H122L121 210H124V215L126 214V216H127V219H128V224H126L127 225V227L128 226H130L131 228H132V231H133V229H134V231H133V233H136L138 236H136L135 234V237H138L139 238V240L142 238L143 239V242H145L144 244H147V242H151L150 240V238H148V239H150V240H148L147 239V237L145 238V236H148V237H151L152 238V242H154V238L153 237H158V238H160L159 236H161V238L162 237H164L166 234L167 235H171L170 236V238H169V240L167 241V243H169V242H171V245H170V243H169V245H170V247L172 246V244L174 243V242H176V244H178V243H184V242H188V241H190L191 239H193V238H195L192 234H191V232H193V228L192 227H198L197 229H196V232L198 233V235H197V237L198 238H200V240H205V239H216V235L215 234H212V233H210L211 231H212V228H211V226L212 225H210V224H212V223H210V221L209 220H207V221H209V222H206V220L204 221L203 219H201V220H203L204 222H202L200 219H199V215L200 214H202V213H200V209H199V207H200V205H198V203H196L195 201H197L198 199V196L196 195L197 193H195V194H193L192 192V194H190L189 195V193H188V195H186V194H184V192L185 191H183L184 190V185H186V184H182V183H184L183 182V180H182V176H180V177H178V179H177V177H175V172H176V170L173 172V174L172 175H170L169 176V178H166V179H161V181H160V179L159 178H157V179H159V183H160V186H158L157 188L155 187V185H156V183H155V185H154V182H152V181H150L149 179H147L146 181H145V179H146V176L148 175V173L146 174V172H145V170L144 169H142L141 168V164L144 162V159H143V157H142V155H141V149L140 148H137L136 150H132V145L131 146H129V147H127V148H125V149H121L120 148V144L123 142V141H126V140H128L133 134L132 133H129V134H122V135H118V131H119V129H120V127L122 126V124H121V122H126V116L122 113V112H124V111H122L121 110V112L120 111H115L113 114H111L110 115V117H109V119H107V118H105L104 120H103V122H102V125H101V128H100V130L99 131H94V130H91V128L89 127V128H87V130H85V133L83 134V135H81V136H78L77 135V132H78V130H77V128H79V127H77V125L76 124H74V121H73V119L72 118H74L75 119V117H73V112L75 111V109H73L72 108V105L71 104H69L68 105V107H66L68 110H70L69 111V113L68 112H65L64 111V109H63V107H62V105L59 107L58 106ZM106 105V104H105ZM119 105V104H118ZM139 105V106H138ZM38 106H39V103H38ZM115 106V105H114ZM127 106H128V104H127ZM130 106H128L127 108H128V110H127V108L125 107V109H123V110H127L126 112L127 113H130V112H128L129 111V107ZM36 107V106H35ZM121 107V106H120ZM122 107H123V105H122ZM28 108V107H27ZM32 108V107H31ZM30 108V109H31ZM65 108V107H64ZM97 108V107H96ZM107 108H110L111 110H115L114 108H111L110 107V105L109 106H107ZM117 108V107H116ZM133 108V107H132ZM131 108V112H133V111H135V113H136V110H134V109H132ZM141 108V107H140ZM26 109V108H25ZM33 109H34V107H33ZM35 109H37V108H35ZM49 109V110H48ZM54 109V108H53ZM109 109V110H110ZM122 109V108H121ZM27 110V109H26ZM41 110H42V108H41ZM73 110V112L71 113V111ZM133 110V111H132ZM142 110V109H141ZM140 110V111H141ZM21 111V110H20ZM55 111V110H54ZM98 111V110H97ZM40 112V111H39ZM113 112V111H112ZM138 112V111H137ZM21 113V112H20ZM56 113V112H55ZM134 113V112H133ZM139 113H141V112H139ZM39 114V113H38ZM97 114V113H96ZM132 114V113H131ZM138 114V113H137ZM41 114H39V116H40ZM78 115V113L76 114V116ZM95 115V114H94ZM133 115V114H132ZM136 115V114H135ZM9 116V115H8ZM75 116V115H74ZM98 116V115H97ZM56 117V116H55ZM72 117V118H71ZM7 118V117H6ZM28 118H30V117H28ZM57 118V117H56ZM56 118H55V121H56ZM79 118V117H78ZM85 118V117H84ZM90 118V117H89ZM40 119V118H39ZM76 120H77V118H76ZM81 120V119H80ZM87 120V119H86ZM29 121V120H28ZM34 121V120H33ZM38 121V120H37ZM78 121V120H77ZM41 122V121H40ZM58 122V121H57ZM56 122V123H57ZM80 122V121H79ZM88 122V121H87ZM13 123V117H11L10 118V120L8 121V123L7 124H5V123H1L0 124V133L1 132H3L6 128L5 127H7V125L8 124H12ZM46 123V124H45ZM76 123V122H75ZM89 123V122H88ZM16 124H18V123H16ZM59 124V123H58ZM84 124H85V122H84ZM87 124V123H86ZM255 124V123H254ZM14 125V124H13ZM88 125V124H87ZM12 126V125H11ZM20 126V125H19ZM51 126V125H50ZM22 127H23V125H22ZM21 126H20V130H21V128H22ZM41 127H38V128H41ZM77 127V128H76ZM83 127V126H82ZM11 128V127H10ZM14 128V127H13ZM17 128V127H16ZM25 129H26V127H25ZM37 129V128H36ZM12 130V129H11ZM11 130H9V131H11ZM16 130V129H15ZM8 131V132H9ZM28 131V130H27ZM32 131H34V130H32ZM32 131H30V133H32ZM45 132V131H44ZM253 133H254V131H252ZM7 133V132H6ZM35 133V132H34ZM37 133V132H36ZM11 134H12V132H11ZM26 134H28V135H31V134H29V133H27L26 132ZM25 134V135H26ZM33 134V133H32ZM39 134V133H38ZM102 134V135H101ZM15 135V134H14ZM17 135V134H16ZM103 135H108L109 136V138H111V139H113L112 141H117L116 142V144L113 146V147H108V146H105L104 144H102L101 143V141H99L100 140V138L103 136ZM263 135V134H262ZM13 136V135H12ZM31 136H33L34 137V135H31ZM108 136H106V137H108ZM18 137V136H17ZM21 137V136H20ZM253 137H254V135H253ZM258 137V136H257ZM4 138V137H3ZM10 138H11V136H10ZM29 138V137H28ZM25 139V137L24 138H22V139H25V140H27V141H22V142H24V144L22 145V144H20L21 146V156H19V158L21 157H23V159L22 160H31L32 159V157L34 156V155H36L35 153L37 152V149H38V147L40 146L41 147V149L43 150L44 149V147L45 148H47V149H49L48 147H47V141H45V143L43 142V144H41L40 143V145H37L36 146V144L32 141L33 139L32 138H29V139ZM261 138V137H260ZM21 139V138H20ZM21 139V140H22ZM253 139V138H252ZM264 139V138H263ZM248 140H249V138H248ZM258 140V139H257ZM17 141V140H16ZM19 141V140H18ZM15 142L16 144H15V147H13V146H11L12 148H17L16 147V145L18 144V143H20V141L19 142ZM99 141V142H98ZM259 141H260V139H259ZM263 141V140H262ZM2 142H4V141H2ZM39 142V141H38ZM42 142V141H41ZM6 143H8V141L6 142ZM62 143V144H63ZM98 143H101L102 144V146H101V144H100V146L99 147H95ZM260 143V142H259ZM39 144V143H38ZM107 144V143H106ZM5 145V144H4ZM19 145V144H18ZM263 145H264V142H263ZM2 145L0 144V149H5V150H2V151H4L3 152V154L6 152V151H10L11 150V152L12 151H14L13 149H11V148H5V147H1ZM8 146V145H7ZM42 146H44L43 148H42ZM20 147H19V150H20ZM40 147H39V152H41L42 153V151H40ZM80 147H84L85 149L83 150H80V149H77V148H80ZM86 147H89V148H91L92 150H90V149H87ZM251 147V146H250ZM23 148V149H22ZM66 148V147H65ZM64 148V149H65ZM101 148V149H100ZM7 149V150H6ZM18 149V148H17ZM62 149V148H61ZM63 149V150H64ZM16 150V149H15ZM18 150V151H19ZM62 150V151H63ZM44 151H45V149H44ZM59 151V152H58ZM252 151V150H251ZM17 152V151H16ZM20 152V151H19ZM45 152H47V151H45ZM49 152H50V155H49ZM65 152V151H64ZM64 152H62L63 154H64ZM18 153V152H17ZM38 153V152H37ZM84 153V154H83ZM250 153V152H249ZM12 154H13V152H12ZM14 154H16L15 153V151H14ZM44 154V153H43ZM46 154V153H45ZM61 154V153H60ZM64 154V156H66ZM83 154V155H82ZM38 155H39V153H38ZM42 155V154H41ZM82 155V156H81ZM4 156H7V155H5L4 154ZM61 156H63L62 154H61ZM13 157V156H12ZM11 157V159L10 160H12L13 158ZM14 157H15V155H14ZM37 157V156H36ZM39 157V156H38ZM42 157V156H41ZM44 157H46V156H44ZM82 157V158H81ZM65 158V157H64ZM81 158V159H80ZM17 159V156L15 157V160ZM84 159V160H85ZM116 159V160H117ZM23 161V162H24ZM32 161V160H31ZM37 161H38V159H37ZM42 161V160H41ZM70 161H71V163H70ZM11 162V161H10ZM73 162V163H72ZM35 163V162H34ZM34 163H32V164H34ZM37 163V162H36ZM24 164H25V162H24ZM27 165V164H26ZM35 165V164H34ZM7 166V165H6ZM48 166H50V165H48ZM63 166V167H62ZM64 168V170H62V169H60V168ZM83 168V167H82ZM103 168V167H102ZM101 168V169H102ZM39 170H38V172L40 171V168H38ZM43 169H46V168H44L43 167ZM88 171H89V166L86 168ZM42 170V169H41ZM55 170V171H56ZM30 171V170H29ZM36 171H37V169H36ZM36 171H32V172H34L33 174H35V172ZM44 171V170H43ZM58 171H56V172H58ZM178 171V170H177ZM31 172V171H30ZM31 172V173H32ZM161 172V171H160ZM40 173H42V172H40ZM40 173H39V175H40ZM149 173H151V172H149ZM9 173H7V171H6V167H5V164H3V163H0V186H2V182L3 181H6V180H9L8 179V177H10V174L8 175ZM39 175H38V177H39ZM104 175V176H103ZM178 175H180L179 174V172H178ZM33 176V175H32ZM37 175H34V177L33 178H35ZM53 176V175H52ZM56 176V178H54ZM80 176H82V175H80ZM151 176V175H150ZM158 177H159V174L157 175ZM177 176V175H176ZM38 177H36V178H38ZM49 177H51V175L49 176ZM155 177H156V175H155ZM11 178V177H10ZM45 178V177H44ZM53 178L56 180V179H58L57 178V175L54 173V176H53ZM53 178H51V180L53 181L54 179ZM151 178V177H150ZM152 178L154 179V177H153V175H152ZM151 178V179H152ZM162 178V177H161ZM180 178H181V180H180ZM46 179H47V177H46ZM152 179V180H153ZM11 180V179H10ZM49 180V179H48ZM47 180V181H48ZM54 180V181H55ZM60 180H56L57 182L58 181H60ZM102 180V181H101ZM155 180V179H154ZM153 180V181H154ZM34 181H35V179H34ZM55 181V182H56ZM101 181V182H100ZM51 182V181H50ZM57 182H56V184H57ZM54 183V182H53ZM59 183V182H58ZM188 183V182H187ZM6 185H8V184H10V183H5ZM12 184V183H11ZM158 185V184H157ZM153 187H155V188H153ZM1 188V187H0ZM5 189H7V187L5 188ZM11 189V188H10ZM12 190V189H11ZM104 192V193H103ZM3 193V192H2ZM16 193V192H15ZM15 193H14V195H15ZM186 193V192H185ZM8 194H9V192H8ZM18 194V193H17ZM13 195V194H12ZM13 195V196H14ZM22 195V194H21ZM3 197H4V195H2ZM1 196V194H0V198L2 197ZM5 196H7V194L5 195ZM96 196H99V198H97ZM2 197V198H3ZM18 197V196H17ZM15 198L14 197V199L16 200L17 199V201H18V198ZM21 197H23V196H20V198ZM1 198V201H0V203L1 202H5V204H7L6 202V200H8V197L6 198L5 197V201H2L3 199ZM13 198V197H12ZM19 198V199H20ZM197 199V200H196ZM12 200V199H11ZM14 200V201H15ZM13 201V202H14ZM22 201H23V199H22ZM20 202H21V200H20ZM32 202H34V201H32ZM31 202V203H32ZM120 202H122V203H120ZM11 203V202H10ZM16 203V202H15ZM17 203H19V201L17 202ZM35 203V202H34ZM200 203V202H199ZM4 205V204H3ZM0 206H2V204H0ZM8 206V205H7ZM92 206H93V209H97V212H95L94 214L92 213ZM5 207H6V205H5ZM109 207V208H110ZM113 207H111V209H110V211H113ZM89 208H90V210H89ZM117 207H114V209H116ZM122 208V209H121ZM46 211V210H45ZM44 210H43V212H45ZM22 213V211L19 213V214H21ZM110 213V212H109ZM113 214H115L114 212H112ZM200 213V214H199ZM113 214H111V215H113ZM214 214V213H213ZM108 215V214H107ZM129 215V216H128ZM16 216H19L20 217V215H16ZM201 216V215H200ZM202 218H203V216H201ZM200 217V218H201ZM18 218V217H17ZM66 218V219H65ZM19 219V218H18ZM126 219V218H125ZM67 220H66V222H67ZM113 220H115V218L113 219ZM200 220V221H199ZM1 221V220H0ZM60 221V220H59ZM127 221V220H126ZM7 222V221H6ZM64 222V221H63ZM62 222V223H63ZM115 222V221H114ZM1 223V222H0ZM8 224H9V222H7ZM6 223V224H7ZM29 223H31V222H29ZM61 223V222H60ZM61 223V224H62ZM108 223H110L111 225H107ZM117 223V222H116ZM121 223V222H120ZM126 223V222H125ZM125 223H121L122 225H120V227H122V226H124V229L126 228V226H125ZM210 223V224H209ZM1 224H3V223H1ZM5 224V225H6ZM33 225H34V223H32ZM31 224V225H32ZM61 224H58V225H61ZM64 224H65V222L63 223V226H64ZM66 224H68V226H66V227H68L67 228V230L69 229V227H70V223H66ZM70 224V225H69ZM118 224H119V222L117 223V225H115V226H118ZM124 224V225H123ZM105 225H107L109 228H110V230L112 231L113 230V233L111 234V236H109V237H106V236H108V234H110L111 232H109V229H106V226ZM200 225V226H199ZM7 226V225H6ZM5 226V227H6ZM23 226H26V224L25 225H23ZM28 226V225H27ZM62 226V227H63ZM75 226V227H74ZM13 227H14V225H13ZM59 227V226H58ZM61 227V226H60ZM76 227H77V229H76ZM107 227V228H108ZM7 228V227H6ZM23 228V227H22ZM27 228V227H26ZM94 228V229H95ZM118 228H119V226H118ZM129 228V227H128ZM127 228V229H128ZM131 228H130V230H131ZM28 229V228H27ZM61 229V228H60ZM60 229H57V230H59L60 231ZM64 229V228H63ZM70 229H71V227H70ZM80 229H81V227H80ZM83 229V228H82ZM96 229V230H97ZM119 229H123V228H119ZM127 229H125L124 231H127ZM192 229V231H190ZM14 230V229H13ZM65 230V229H64ZM72 230V229H71ZM71 230H70V232H71ZM96 230H95V232H96ZM106 230H108V231H106ZM116 230V229H115ZM118 230V229H117ZM116 230V231H117ZM130 230H129V233H132V231L130 232ZM23 231H24V229H23ZM27 231V230H26ZM29 231V230H28ZM33 231V230H32ZM63 231V230H62ZM61 231V232H62ZM72 231H74V230H72ZM80 231V230H79ZM84 231V230H83ZM82 231V232H83ZM91 231V230H90ZM122 230H120V231H118V233H120ZM31 231H29V233L28 232H26V233H28V234H26L27 235V237L29 236V234H31L30 233ZM49 232V231H48ZM47 232V233H48ZM67 232V231H66ZM65 231H63V234L62 233H58V234H62V235H64L65 237H66V235H68L67 233H66ZM69 232V231H68ZM69 232V233H70ZM81 232V231H80ZM80 232H78V233H80ZM101 232V233H102ZM106 232H108V233H106ZM123 232V231H122ZM195 232V231H194ZM195 232V233H196ZM10 233V234H9ZM8 234H9V236L8 235H6V236H8L9 238L11 237L12 238V240H13V232L11 233V232H9ZM47 233H45V235H46V237L48 238L49 237V233L47 234ZM64 233H66V235L64 234ZM75 233H77V232H75ZM74 233V234H75ZM77 233V234H78ZM83 233V235H81V236H78L77 234H75V236H69L70 238L72 237V241H70V242H73V245L72 244H69V243H67L69 246L70 245H72V246H74L75 244L74 243H76V245H78V243L77 242H79L80 240H81V238H83V236L85 235ZM97 233H98V230H97ZM126 233V232H125ZM125 233H124V236H125ZM221 233V232H220ZM33 234V233H32ZM71 234V233H70ZM73 234V232H72V235H74ZM93 236V238H94V230H93V233H91ZM91 234H90V236H91ZM127 234H128V232H127ZM11 235V236H10ZM25 235V236H26ZM48 235V236H47ZM62 235H61V238H62ZM113 235V236H112ZM120 235H122V234H120ZM6 236H2V237H6ZM55 236H56V234H55ZM124 236L122 235V239L124 238ZM133 237L134 238V236H131L130 234L127 236H125V239L124 240H127L126 239V237L127 238H130V237ZM7 237V238H8ZM27 237H24L23 236V239L24 238H27ZM30 237H31V235H30ZM41 237H43V236H41ZM46 237H43L44 238V240H45V238ZM57 237V236H56ZM58 237H60L59 235H58ZM64 237V238H65ZM81 237V238H80ZM84 237H86V238H88L89 236H87V234H86V236H84ZM99 237V236H98ZM103 237V238H102ZM141 237V238H140ZM257 236L256 235H251L250 236V238H251V241H256V238ZM0 238H1V236H0ZM4 238H2L1 240H2V243H4V242H6L7 240H5L4 242H3V239ZM7 238H5V239H7ZM10 238V239H11ZM29 238V237H28ZM46 238V240L48 241V239L50 240V237L47 239ZM64 238H62L63 240H66L68 237H66L65 239ZM69 238V239H70ZM113 238H116V240L114 239L113 240ZM118 238V239H117ZM133 238H130L129 239V241H132L131 239H133ZM137 238V239H138ZM146 240H145V239ZM22 240V238H20L19 237V240ZM69 239H67V241L69 240ZM96 239V238H95ZM136 239V238H135ZM141 239V240H142ZM259 239L261 240V238L259 237ZM45 240V241H46ZM55 240L57 241L58 239H56L55 238ZM60 240V239H59ZM119 240V241H118ZM145 240V241H144ZM148 240V241H147ZM26 241H28V240H26ZM36 241V240H35ZM56 241H54V242H56ZM66 241V242H67ZM84 241V240H83ZM82 241V242H83ZM85 242L84 244H88V242ZM118 241V243H120L118 246H117V244H116V246H115V243ZM128 241V240H127ZM147 241V242H146ZM179 241V242H178ZM29 242H33V241H31V240H29ZM63 242V241H62ZM65 242V241H64ZM81 242V241H80ZM82 242L80 243V245L82 244ZM89 242V243H90ZM142 242V241H141ZM151 242V243H152ZM264 242V241H263ZM1 243V244H2ZM8 243H10V242H8ZM21 243V242H20ZM26 243V242H25ZM51 243V240H50V242L48 241V245L47 246H49V247H51L50 245H53V244H56V243H58L57 245L59 246V247H57V245H55V247L53 246V248H55V249H53L52 247V249L53 250H55V251H59V249H61V246L59 245V242L57 241L56 243H53V244H50ZM123 243V242H122ZM125 243V242H124ZM123 243V245H124V247H125V244ZM132 243V242H131ZM130 243V244H131ZM133 243H134V239H133ZM163 243V242H162ZM165 243V242H164ZM166 243V244H167ZM12 244V243H11ZM11 244H9V245H11ZM17 244L18 243H16L15 245H14V247L15 248H18L17 247ZM22 244H23V242H22ZM60 244L62 245V247H63V244H64V246H66L67 244H65V243H61V241H60ZM84 244H82V246L84 245ZM94 244V245H95ZM107 244V245H104V246H107L106 248L108 249L110 246H112V248L110 247L109 249H111V252L109 251V250H107L106 248H104V255L106 256V254L108 253L107 251H109L110 253H112V251H113V245L111 244ZM129 244V243H128ZM129 244V246L128 247H126L128 250L130 249L129 247H131V245ZM139 244V243H138ZM154 244H156V245H158V243H156V242H154ZM154 244H152L153 245V247H155V245ZM166 244L163 246L162 244H161V246H162V248H166ZM263 244V243H262ZM7 244L5 243V245H4V247L6 246ZM9 245H7V248H9L10 246ZM21 245V244H20ZM28 245V243L26 244V246ZM79 245V246H80ZM90 245V244H89ZM91 245H93V244H91ZM91 245H90V248H91ZM108 245H110V246H108ZM143 245V244H142ZM149 246H151L150 244H148ZM147 245V246H148ZM1 246V245H0ZM2 246H3V244H2ZM9 246V247H8ZM13 246V245H12ZM18 246H19V244H18ZM21 246H24V245H21ZM21 246H19V247H21ZM31 246V245H30ZM47 246H45V247H47ZM72 246H70V247H68L67 249L69 250L68 252L70 253V255L71 254H73L74 255V253L76 252V254L78 253V255L77 256H80V253H81V257L83 256V255H85V254H87L88 252H87V250H86V252H85V246H83L84 247V249H81V246L79 247V250L81 251L82 250V252L84 253H82V252H80V251H76L75 250V252L74 253H71V252H73L74 250L73 249H75L76 248V246L74 247V248H72ZM101 246V245H100ZM168 246V245H167ZM4 247H1V248H4ZM34 246H31V248H33ZM42 247H44V246H42ZM67 247V246H66ZM82 247V248H83ZM89 247V246H88ZM116 247V248H115ZM124 247H119V249H121V248H124ZM133 247V246H132ZM132 247H131V249H132ZM157 247V246H156ZM169 247V248H170ZM173 247V246H172ZM178 247V246H177ZM0 248V249H1ZM6 248V247H5ZM5 248H4V250H5ZM31 248H29V247H27V248H25L26 250L27 249H30L31 251L34 249H31ZM51 248H50V250H51ZM56 248H58V249H56ZM78 248V247H77ZM87 248V247H86ZM94 250H95V248L94 247H92ZM91 248V249H92ZM100 248V247H99ZM98 248V249H99ZM101 248H103L102 246H101ZM101 248H100V251H101V253H102V255H100V253H99V256H100V259H101V256L104 258V255H103V252H102V250H101ZM148 248V247H147ZM151 248V247H150ZM149 248V249H150ZM161 248V247H160ZM231 249H232V247H230ZM36 249V248H35ZM34 249V250H35ZM38 249V248H37ZM45 249H47V248H45ZM65 250H66V248H64ZM64 249H62L63 251H65ZM73 251H72V250ZM88 249V248H87ZM91 249H88L89 250V252H91V253H93L92 251H90ZM118 249V250H119ZM133 249H134V247H133ZM159 249V248H158ZM170 249H172V248H170ZM3 250V249H2ZM26 250H24V251H26ZM30 250H28L29 251V253H30ZM32 251V252H34L35 253V251ZM39 250H40V247H39ZM62 250H60L61 251V253H63L62 252ZM78 250V249H77ZM97 250V249H96ZM107 250V251H106ZM122 250V249H121ZM121 250H119L120 252H121ZM123 250H125L126 251V249H123ZM122 250V251H123ZM136 250V249H135ZM160 250V249H159ZM175 250V249H174ZM230 250V249H229ZM1 251V250H0ZM41 252H42V256L44 255V256H46L45 254H43L44 252V250L42 251V248H41V250H40ZM39 251V252H40ZM48 251V250H47ZM46 250H45V252H47ZM52 251V250H51ZM56 252V253H58L57 255H58V257L57 258H59V257H61V256H63L62 258L65 260V257L67 256H69V254L68 255H65V254H67V251H66V253L64 254V255H62L61 254V256L59 255V252ZM124 251V252H125ZM129 251H132V250H129ZM128 251V252H129ZM134 251V250H133ZM132 251V252H133ZM146 251V250H145ZM161 251V250H160ZM159 251V252H160ZM171 250H166V252H167V254L166 255H169L171 252H170ZM173 251V250H172ZM205 251V250H204ZM232 251H234V250H232ZM237 251V250H236ZM2 252V251H1ZM27 252V251H26ZM32 252H31V255H32ZM38 252V250L36 251V254H39V252ZM50 252V251H49ZM54 252V251H53ZM80 252V253H79ZM99 251H97V252H94V253H96V255H98L97 253H98ZM107 252V253H106ZM123 252V253H124ZM127 252V251H126ZM126 252L124 253L125 255H126ZM128 252H127V254H128ZM177 252H178V249H177ZM228 249H227V251L225 252H223V254L221 255V259H219V261L218 262H216V264H227V262L224 260V258L225 257H227V255H228ZM3 253H4V251H3ZM2 253V254H3ZM28 253V252H27ZM28 253V254H29ZM33 253V254H34ZM55 253V254H56ZM90 253V258H92L93 257V255ZM113 253H115V252H113ZM116 253H118V251L116 252ZM116 253H115V256H116ZM122 253V252H121ZM123 253L122 254H120V255H123ZM134 253V252H133ZM169 253V254H168ZM172 253H174V252H172ZM171 253V254H172ZM179 254H180V252H178ZM27 254V255H28ZM50 254V253H49ZM49 254H48V252H47V255L49 256ZM54 254V253H53ZM76 254L74 255V257L76 256ZM83 254V255H82ZM129 254H130V252H129ZM141 254V253H140ZM147 254V253H146ZM159 254V253H158ZM242 254V253H241ZM26 255V254H25ZM35 255V254H34ZM34 255H32L31 257L33 258V256ZM40 255V254H39ZM56 255V256H57ZM108 255V254H107ZM110 255V254H109ZM113 255V257H114V254H112ZM118 255V254H117ZM131 255H132V253H131ZM136 255V254H135ZM135 255H133L134 257H135ZM178 255V254H177ZM235 255V254H234ZM239 255V254H238ZM24 256V255H23ZM38 256V255H37ZM41 256V257H42ZM43 256V257H44ZM48 256H46V257H48ZM52 256V253H51V255L49 256V257H51ZM65 256V257H64ZM72 256V255H71ZM70 256V258L68 259V260H70V259H72V257ZM111 256V255H110ZM109 256V257H110ZM127 256V255H126ZM126 256H121L122 258L121 259H123V260H121L120 259V256L118 255V258L120 259H118L117 257V259L114 257V259L115 260H112L113 258H108V260H112V261H108V260H106V261H108V263L106 262V261H101L100 259L99 260H97V262L95 261L96 260V258L95 259H93L94 261H89L90 259H87V260H85V258H84V262H83V264H104V262H106L105 264H134V260L132 259V257L130 256V255H128V257L129 258H131V259H125L126 258ZM137 256V255H136ZM172 256V255H171ZM241 256V255H240ZM26 256H24L23 257V259L25 258ZM29 257H30V255H29ZM48 257V258H49ZM53 257V256H52ZM79 258L78 257V259H82V258ZM89 257V256H88ZM95 257V256H94ZM133 257V258H134ZM153 257V256H152ZM168 257V256H167ZM248 257V256H247ZM35 258V257H34ZM45 258V257H44ZM47 258V259H48ZM57 258H54V259H57ZM106 258H107V256H106ZM105 258V259H106ZM136 258V257H135ZM150 258V257H149ZM160 258V257H159ZM162 258V257H161ZM235 258V257H234ZM249 258V257H248ZM251 258V257H250ZM248 259V261H249V264H262V262H261V259H260V261H251V259ZM25 259H29L28 258V256H27V258H25ZM24 259V260H25ZM31 259V258H30ZM29 259V260H30ZM53 258H51V260H52ZM61 259V258H60ZM59 259V261L61 262V264H62V259L60 260ZM74 259V258H73ZM77 259V258H76ZM75 259V263H76V260ZM137 260L139 259L138 257L136 258ZM142 259V258H141ZM140 259V261H142ZM146 259V258H145ZM242 258L240 257L239 258V260H241ZM257 259H259V258H256V260ZM104 260V259H103ZM137 260H135L136 262H137ZM143 260H144V258H143ZM148 260V259H147ZM153 261L151 258L148 260V263H149V261ZM169 260H170V258H169ZM246 260V259H245ZM32 261V260H31ZM53 261H55V260H53ZM53 261H52V263L51 264H53ZM80 261V260H79ZM98 261H101L100 263H98ZM139 260H138V263L140 262ZM164 261V259L161 261V262H163ZM57 262H58V259H57ZM60 262H59V264H60ZM68 262V261H67ZM70 262V261H69ZM67 263V264H70V263ZM71 262H73L74 263V261H72L71 260ZM143 262H145V260L143 261ZM142 262V263H143ZM157 262V260L156 261H154V263H152V264H155ZM159 263H160V261H158ZM164 262H166V261H164ZM182 262H184V261H182ZM202 262V261H201ZM49 263V262H48ZM56 263V262H55ZM54 263V264H55ZM74 263V264H75ZM176 263V262H175ZM191 262H188L187 264H190ZM193 263V262H192ZM191 263V264H192ZM195 263V262H194ZM240 263V262H239ZM50 264V263H49ZM57 264V263H56ZM64 264H66V261L64 262ZM78 264V263H77ZM80 264H82V263H80ZM137 264V263H136ZM139 264H141V263H139ZM145 264H147V263H145ZM151 264V263H150ZM161 264V263H160ZM174 264V263H173ZM203 264V263H202Z\"/></svg>",
  "mask_w": 264,
  "mask_h": 264
}]
</instances>
